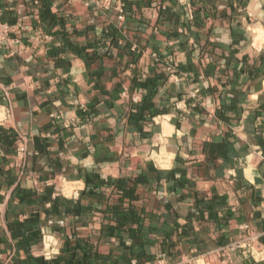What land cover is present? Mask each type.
Masks as SVG:
<instances>
[{"label": "crops", "instance_id": "obj_1", "mask_svg": "<svg viewBox=\"0 0 264 264\" xmlns=\"http://www.w3.org/2000/svg\"><path fill=\"white\" fill-rule=\"evenodd\" d=\"M89 1L0 0V264L44 231L117 264L264 245V0Z\"/></svg>", "mask_w": 264, "mask_h": 264}, {"label": "rangeland", "instance_id": "obj_2", "mask_svg": "<svg viewBox=\"0 0 264 264\" xmlns=\"http://www.w3.org/2000/svg\"><path fill=\"white\" fill-rule=\"evenodd\" d=\"M94 1L104 2V0ZM95 7L102 10V8H99V6L95 5ZM117 16H119L118 13ZM160 146V144L155 146L153 145V147L147 150V155H153L154 159L159 162H161V160H158L159 158H157V153L159 152ZM68 182H73V180L68 179L67 175L64 172L56 174L52 177H47L43 180V183H45L46 186L52 187L54 189L53 196L55 197L59 195H64L66 197L69 196L72 187ZM92 239L93 241L95 240V238ZM74 240L76 239H72L63 235L56 236L47 233V231H44L38 238V240L29 246L30 252L27 255V258L25 257V264H28L27 262H31L32 264L36 260H42L45 264H79L78 260L82 259L86 248L84 245L82 247H84L85 249H81L80 247L77 249H73V245L75 244ZM82 240H84V238ZM252 246L253 243H250L246 246V248L243 247V254L240 255L237 253V251H227L222 254L211 253L210 251L205 254H183L169 260L159 254L154 256V258L149 261L148 264H242V262L243 264H264V260L260 259L258 252L256 250L254 252L251 251L250 247ZM102 247L105 249H116L119 246H117L115 240H111L108 244L105 243L104 245H101V248ZM106 255L111 256L112 253H106L105 255H98L97 253L96 258L94 257L95 264H117V262L112 258H106ZM238 256H240V258ZM91 260H93V257L91 258ZM255 260H258L259 262L255 263ZM133 263H135V260H133Z\"/></svg>", "mask_w": 264, "mask_h": 264}, {"label": "built area", "instance_id": "obj_3", "mask_svg": "<svg viewBox=\"0 0 264 264\" xmlns=\"http://www.w3.org/2000/svg\"><path fill=\"white\" fill-rule=\"evenodd\" d=\"M178 2L182 5H186L188 7V9H190V4L187 2V0H178ZM90 4H92L93 6H95V5L99 6V8H102V10H104V11H108L111 8H113L119 14V16H118L119 20H123V17L125 15V4H124L123 0H104V2L103 1L98 2V1L90 0L89 5ZM113 4H114V7H113ZM2 16H3V13L0 9V47H3L4 45L12 42V40L10 39V33L13 30V27L9 23L2 21ZM155 58H156V56H155ZM168 69L172 70V67H169ZM123 95H126V92ZM194 96H195V93L192 94V97H194ZM132 99L134 102H137L139 100V97H134ZM23 152H24L23 148L18 149L19 154H21ZM259 155H261V161L264 162V156L262 154H259ZM79 192H80L79 188H73L72 187L70 194H69V197L78 198ZM250 243H253V246L250 247L251 251L254 252L256 250L258 252V255L260 256V259L264 260V245L261 242H259V240L256 236L245 237L241 240L228 243L227 245H224L222 247H219V248L211 251V253H221L222 254V253H225L227 251L235 252V251H238L239 249H243V247L246 248V246L249 245ZM255 261H256L255 263L259 262L258 260H255Z\"/></svg>", "mask_w": 264, "mask_h": 264}, {"label": "trees", "instance_id": "obj_4", "mask_svg": "<svg viewBox=\"0 0 264 264\" xmlns=\"http://www.w3.org/2000/svg\"><path fill=\"white\" fill-rule=\"evenodd\" d=\"M74 247H73V249H77V248H81V249H85L84 247H82V245H80V243H78V244H75V245H73ZM96 256H97V254H93V253H88V251H87V249H85V251H84V256L82 257V259L81 260H78L79 262V264H90L91 263V258L93 257H95L96 258ZM150 258V257H143V255L142 256H140V258H139V261H141L142 263L145 261V260H148V259ZM141 259V260H140ZM36 262V264H45L42 260H36L35 261Z\"/></svg>", "mask_w": 264, "mask_h": 264}, {"label": "bare ground", "instance_id": "obj_5", "mask_svg": "<svg viewBox=\"0 0 264 264\" xmlns=\"http://www.w3.org/2000/svg\"><path fill=\"white\" fill-rule=\"evenodd\" d=\"M165 157H166V155H165ZM160 159H161V158H160ZM163 159H164V158H163ZM166 159H167V158H166ZM166 159H165V160H166ZM158 160H159V159H158ZM161 161H162V160H161ZM158 162H159V161H158ZM162 165H163V164H162ZM165 166H166V165H165Z\"/></svg>", "mask_w": 264, "mask_h": 264}]
</instances>
